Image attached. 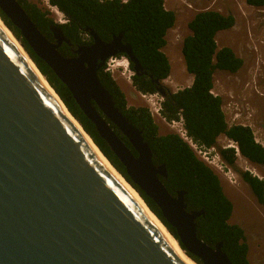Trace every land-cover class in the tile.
<instances>
[{"label": "water", "instance_id": "1", "mask_svg": "<svg viewBox=\"0 0 264 264\" xmlns=\"http://www.w3.org/2000/svg\"><path fill=\"white\" fill-rule=\"evenodd\" d=\"M0 10L67 87L130 181L70 114L0 17L22 50L0 26V264H185L81 132L173 237L137 189L159 208L189 259L196 264L191 256L201 264H231L220 244L210 247L197 237L195 219L200 213L186 212L182 192L175 196L167 192L160 180L164 167L152 164L140 132L97 80L106 60L117 55H125L127 63L133 61L134 70H140L122 36L104 43L85 30L93 44L79 48L74 57H64L58 51L64 41L59 31L55 29L53 42L47 40L18 0H0ZM159 95L163 96L160 89ZM110 124L126 138L135 156Z\"/></svg>", "mask_w": 264, "mask_h": 264}, {"label": "trees", "instance_id": "2", "mask_svg": "<svg viewBox=\"0 0 264 264\" xmlns=\"http://www.w3.org/2000/svg\"><path fill=\"white\" fill-rule=\"evenodd\" d=\"M47 2L63 14L65 23H56L48 10L39 7L32 0H18L32 23L47 40L53 42L55 29L59 31L64 39L58 48L62 56L74 57L79 48L93 44V38L85 30L93 32L104 43L121 35L122 42L128 46L140 68L136 72L135 63L129 61L131 84L141 94H159V89L161 90L163 96L159 114L162 119L167 123L181 120L186 135L203 149L216 147L217 139L222 135L235 143L241 157L253 165L264 167V148L256 142L252 130L239 124L228 125L222 110V99L212 93L216 70L236 73L243 64L230 47L218 48L216 43L219 32L234 26L233 15L204 10L193 16L188 23L190 34L181 44L185 70L192 76V83L186 88L170 92L161 85V81L170 74V63L162 49L166 44V32L175 22V14L165 9L164 0ZM245 3L256 8L264 7V0H245ZM0 17L70 114L81 124L113 167L129 181L123 165L99 137L94 124L83 114L67 87L34 54L21 37L20 31L1 10ZM97 80L110 95L114 106L140 132L150 150L152 164L164 167L165 177H160V180L167 192L172 196L182 192L186 212L200 213L195 219L197 237L210 247L220 244L221 251L231 264H249L244 232L239 225L228 222L232 205L223 192L219 177L176 133L160 134L147 107L127 106L124 93L105 66L98 70ZM110 127L135 156L126 138L115 126L110 124ZM217 154L226 165L234 168L237 155L233 148H218ZM238 175L264 208V180L248 171H238ZM134 188L137 189L135 186ZM137 191L148 208L163 222L173 237L177 238L175 230L162 218L159 208L145 194L138 189ZM191 258L201 264L196 257Z\"/></svg>", "mask_w": 264, "mask_h": 264}, {"label": "rangeland", "instance_id": "3", "mask_svg": "<svg viewBox=\"0 0 264 264\" xmlns=\"http://www.w3.org/2000/svg\"><path fill=\"white\" fill-rule=\"evenodd\" d=\"M32 1L48 10L56 23L64 22L63 16L58 17L51 12L47 1ZM164 7L175 14V22L166 32V44L162 49L170 63V74L161 85L170 92L186 88L192 83V76L185 70L181 44L190 34L188 23L193 16L204 10L233 15L234 26L219 32L216 42L218 47L232 48L243 64L235 74L216 70L212 91L222 99L227 123L249 126L255 140L264 146V60L261 55V48L264 47V8L250 7L245 0H164ZM119 61H124L123 56L108 58L104 66L124 93L127 106L147 107L158 125L160 134L178 132V122L175 125L167 123L156 112L161 101L160 95H148L149 98L147 96L144 100L131 84L132 72L128 64L124 69L116 64ZM232 145L235 144L221 135L217 139L216 147L197 149L195 154L220 179L223 192L232 205L228 222L242 228L248 246L249 264H264V208L255 200L248 186L238 175V171H251L252 175L264 180V167L253 165L239 155L236 157L234 168L226 165L217 151L218 148Z\"/></svg>", "mask_w": 264, "mask_h": 264}, {"label": "bare ground", "instance_id": "4", "mask_svg": "<svg viewBox=\"0 0 264 264\" xmlns=\"http://www.w3.org/2000/svg\"><path fill=\"white\" fill-rule=\"evenodd\" d=\"M46 2V0H45ZM47 4V3H46ZM48 6V5H47ZM49 9H51L56 16L58 17H62V14L57 12V10L54 7H50L48 6ZM0 26L3 28L4 32L6 33V35L11 39V41H13L14 45L17 47V49H19V51H22L21 48L19 47V44L14 40L13 36L11 33H9V31H7L0 23ZM23 54V52H22ZM25 56V55H24ZM118 66H123L124 69H126L127 67V63L124 61H119L116 63ZM35 71V70H34ZM37 72V71H36ZM35 72V73H36ZM37 75V74H36ZM40 80L42 81L44 87L53 95V92L51 91V89H49V87L45 84V82L43 81V78L39 75ZM55 97V95H54ZM145 100V99H144ZM70 118V120L72 121L73 124L76 125L75 121H73V119H71L70 116H68ZM76 127L78 128V130L81 132V128H79V126L76 125ZM82 136L84 137V139L86 140V142L90 145V147H92V149L94 150V152L96 153V155L99 157V159L101 160V162L106 166V168L109 170V172L115 177V179L121 184V186H123V188L130 194V196L139 204V206L141 207V209L143 210V212L146 214V216L148 217L149 221L155 226L157 227L160 232L164 235V237L167 239V241L176 249V251L178 252L180 258L182 259V261L185 264H196L194 263L191 259H189L184 252L178 247L176 241L173 239V237L167 232V230L164 228V226L156 219V217H154V215H152L148 209L143 205L141 199L139 198V196L137 195V193L128 185V183H126V181L107 163V161L100 155V153L97 151V149L91 144V142L89 141L88 137L83 135V133L81 132ZM239 155V154H238ZM249 170V169H248ZM251 172V171H250Z\"/></svg>", "mask_w": 264, "mask_h": 264}, {"label": "built area", "instance_id": "5", "mask_svg": "<svg viewBox=\"0 0 264 264\" xmlns=\"http://www.w3.org/2000/svg\"><path fill=\"white\" fill-rule=\"evenodd\" d=\"M96 1H98L99 3H102V2H104V1H111V0H96ZM127 0H122V2H126ZM212 93H213V91H212ZM139 95L143 98V99H146L147 98V96H148V94H141V93H139ZM213 95H214V93H213ZM150 96V95H149ZM149 96H148V98H149ZM156 112H157V110H156ZM157 114L159 115V112H157ZM160 116V115H159ZM161 117V116H160ZM162 119V118H161ZM163 121H165L164 119H162ZM166 122V121H165ZM175 123H177V122H170V124H172V125H175ZM178 124H179V130H178V132H176V134L183 140V141H185L187 144H188V146L195 152V150H197V149H199V150H201L202 148L201 147H198L195 143H193V141L186 135V131L184 130V128H183V126H182V122H181V120H180V122H178ZM239 125H242V126H245V125H243V124H239ZM232 147H235V149H236V146H233L232 145ZM237 150V149H236Z\"/></svg>", "mask_w": 264, "mask_h": 264}, {"label": "clouds", "instance_id": "6", "mask_svg": "<svg viewBox=\"0 0 264 264\" xmlns=\"http://www.w3.org/2000/svg\"><path fill=\"white\" fill-rule=\"evenodd\" d=\"M47 1V0H46ZM47 5H48V2H47ZM48 6H50V5H48ZM51 7V6H50ZM55 8V7H54ZM60 13V12H59ZM62 14V13H61ZM63 16V15H62ZM63 18H64V16H63ZM66 22V20L64 19V22H61V21H59V24H63V23H65ZM123 60L127 63V61H126V59H124V57H123ZM128 64V63H127ZM127 68V67H126ZM128 68H129V66H128ZM162 82V81H161ZM149 95V94H148ZM159 95V94H158ZM215 96H217V95H215ZM161 97V96H160ZM161 101H162V97H161ZM161 101H160V103H161ZM160 103L158 104V110H157V112H159V110H160ZM223 110V109H222ZM149 112H150V110H149ZM150 114H151V112H150ZM160 115V114H159ZM151 116H152V114H151ZM178 122H180V121H178ZM227 122V121H226ZM228 124V123H227ZM229 125V124H228ZM233 125V124H232ZM247 127H249V126H247ZM250 128V127H249ZM251 129V128H250ZM254 135V134H253ZM255 138V137H254ZM257 142V141H256ZM235 144V143H234ZM263 148H264V146L261 144V143H259ZM234 146H236V145H234ZM227 148H233L234 149V151L236 152V155H238L239 153H238V150H236L237 149V147H236V149H235V147H227ZM240 156V155H239ZM255 176V175H254ZM263 180V179H262Z\"/></svg>", "mask_w": 264, "mask_h": 264}, {"label": "crops", "instance_id": "7", "mask_svg": "<svg viewBox=\"0 0 264 264\" xmlns=\"http://www.w3.org/2000/svg\"><path fill=\"white\" fill-rule=\"evenodd\" d=\"M252 7V6H250ZM254 8V7H253ZM256 8V7H255ZM260 8H264V7H260ZM217 43V42H216ZM264 44V43H263ZM221 47H228V46H221ZM221 47H218V48H221ZM232 49V48H231ZM256 50V49H255ZM263 52V53H262ZM261 55L263 56V60H264V47L261 48ZM261 60V59H260Z\"/></svg>", "mask_w": 264, "mask_h": 264}, {"label": "flooded vegetation", "instance_id": "8", "mask_svg": "<svg viewBox=\"0 0 264 264\" xmlns=\"http://www.w3.org/2000/svg\"><path fill=\"white\" fill-rule=\"evenodd\" d=\"M237 73V72H236ZM230 74H235V73H230Z\"/></svg>", "mask_w": 264, "mask_h": 264}]
</instances>
